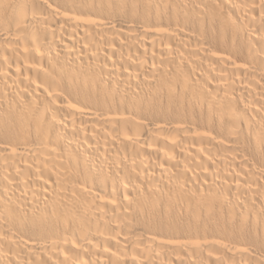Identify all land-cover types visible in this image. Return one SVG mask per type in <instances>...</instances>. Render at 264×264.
Listing matches in <instances>:
<instances>
[{
  "label": "bare ground",
  "instance_id": "1",
  "mask_svg": "<svg viewBox=\"0 0 264 264\" xmlns=\"http://www.w3.org/2000/svg\"><path fill=\"white\" fill-rule=\"evenodd\" d=\"M0 264H264V0H0Z\"/></svg>",
  "mask_w": 264,
  "mask_h": 264
}]
</instances>
